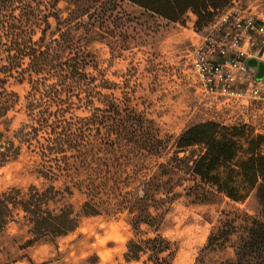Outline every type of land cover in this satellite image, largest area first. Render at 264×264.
<instances>
[{
	"label": "trees",
	"instance_id": "16d2710c",
	"mask_svg": "<svg viewBox=\"0 0 264 264\" xmlns=\"http://www.w3.org/2000/svg\"><path fill=\"white\" fill-rule=\"evenodd\" d=\"M65 1L69 15L57 17L59 38L46 44L48 15L39 5L32 0H0V166L20 155L21 144L36 146L45 177L65 178V190L72 193L76 188L85 194L82 214L127 211L139 235L144 224L155 231L161 227L160 209L165 201L157 197L164 188L161 177L176 164L186 163L197 192L204 198L221 195L236 203L252 198L258 205L256 215L244 211L241 228L236 218H226L211 233L206 247H224L238 233L235 258L221 264H264V133L249 123H192L176 139L172 157L149 177L142 174L148 168L147 160L160 157L167 149V140L147 111L104 92L110 81L103 79L99 85L91 71L95 67L93 43L126 49L127 29L133 23L140 24V18L123 7L124 2L172 22H184L193 14L196 29L203 30L219 11L237 0ZM38 28L42 35L35 40ZM10 77L19 82L28 80L31 86L25 97L29 121L15 132L14 139L6 137L7 127L2 128L11 121L9 114L20 100L19 93L8 88ZM83 106L89 109L88 115L73 114L74 108ZM181 152L189 154L180 156ZM50 189H55L54 185L44 192L33 188L28 197L20 199L14 189L0 193V232L17 206L32 225L30 243L74 230L79 216H73L70 207L59 213L43 208ZM165 190L171 198V191ZM172 246L161 233L132 238L125 258L130 263L146 255L145 264H171Z\"/></svg>",
	"mask_w": 264,
	"mask_h": 264
},
{
	"label": "rangeland",
	"instance_id": "374dc122",
	"mask_svg": "<svg viewBox=\"0 0 264 264\" xmlns=\"http://www.w3.org/2000/svg\"><path fill=\"white\" fill-rule=\"evenodd\" d=\"M32 2L48 15L49 25H46L44 42L47 44L59 38L57 17L69 15L68 3L65 0L57 3L51 0ZM238 3L264 12V0H240ZM122 5L140 18V24L133 23L127 29L125 41L129 46L126 49L118 45L93 43L90 48L95 67L91 71L99 85L103 79L110 81V88L104 89V92L112 93L119 100L127 99L130 105L147 111L156 120L161 136L167 140V149L160 157L149 158L146 164L148 168L142 174L147 173L150 177L160 170V163L168 162L174 154L176 139L192 123L205 120L226 124L249 123L258 132L264 133V100L219 101L196 89L187 54L200 40L205 28L196 29L193 14H189L184 22H172L144 13L128 2ZM42 27H45V23ZM41 35L38 28L34 39L38 40ZM7 85L20 95V100L9 114L11 121L7 126H2L3 129L7 127L6 137L13 138L23 123L29 121L25 97L31 86L28 80L19 82L15 77H10ZM73 114L85 116L89 114V109L84 106L74 108ZM15 141L20 145L17 139ZM21 147L17 158L0 166V193L14 189L19 191L17 195L20 199L28 197L33 188L44 192L54 185L55 189L48 191L50 197L43 208L59 213L61 209L70 207L73 216H79V223L64 235L30 243L33 238L30 232L32 225L26 213L17 206L13 217L0 232V264H145L146 255L141 261L127 262L125 254L129 240L158 233L173 243L171 264H221L224 260L235 258L234 244L238 233L224 247L216 249L206 247L211 233L226 218H236V224L240 227L244 223V211L257 214L258 205L252 198L245 203H236L221 195L204 198L203 194L197 192L187 164H176L173 171L161 177L166 182L157 194L158 198L165 200L160 209L163 219L161 227L155 231L144 224L142 232L137 235L127 211L82 214L85 194L76 188H72V193L65 190V178L45 177L40 149L29 147L26 143ZM188 154L181 152L180 156ZM165 187L171 191V198Z\"/></svg>",
	"mask_w": 264,
	"mask_h": 264
},
{
	"label": "built area",
	"instance_id": "2783aa9c",
	"mask_svg": "<svg viewBox=\"0 0 264 264\" xmlns=\"http://www.w3.org/2000/svg\"><path fill=\"white\" fill-rule=\"evenodd\" d=\"M238 2L219 11L188 51V61L202 94L219 101L264 100V77L256 79L248 62L264 61V12Z\"/></svg>",
	"mask_w": 264,
	"mask_h": 264
},
{
	"label": "water",
	"instance_id": "95a60500",
	"mask_svg": "<svg viewBox=\"0 0 264 264\" xmlns=\"http://www.w3.org/2000/svg\"><path fill=\"white\" fill-rule=\"evenodd\" d=\"M249 64L256 69V79L264 77V61L251 58L248 60Z\"/></svg>",
	"mask_w": 264,
	"mask_h": 264
}]
</instances>
